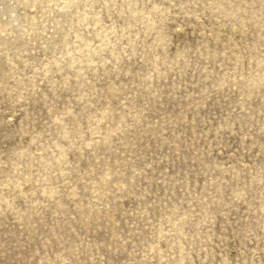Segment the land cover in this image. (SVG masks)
Segmentation results:
<instances>
[{"label": "rangeland", "instance_id": "obj_1", "mask_svg": "<svg viewBox=\"0 0 264 264\" xmlns=\"http://www.w3.org/2000/svg\"><path fill=\"white\" fill-rule=\"evenodd\" d=\"M0 264H264V0H0Z\"/></svg>", "mask_w": 264, "mask_h": 264}]
</instances>
